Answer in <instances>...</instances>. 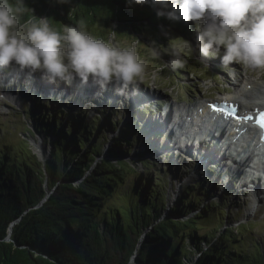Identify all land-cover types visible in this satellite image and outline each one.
<instances>
[{
    "label": "trees",
    "instance_id": "obj_1",
    "mask_svg": "<svg viewBox=\"0 0 264 264\" xmlns=\"http://www.w3.org/2000/svg\"><path fill=\"white\" fill-rule=\"evenodd\" d=\"M24 3L22 22L46 17L58 31L77 26L81 19L86 29L99 23L109 35L126 34L128 39L135 37L136 45H151L161 58L173 50L164 32L183 40L197 36L193 21L158 16L161 6H153L151 0L131 5L129 0ZM31 99L42 103L39 95ZM55 105L72 108L53 97L39 114L35 107L24 109L35 128L28 130L30 136L44 131L47 144L54 137L44 162L27 140L14 147L5 143L7 124L0 122V264H264L260 244L243 232L237 235L236 228H226L221 236L200 234L201 222L219 220L214 226L219 231L225 219L212 205L198 210L203 197L195 194V186L170 204L161 190L159 171L153 178L147 164L137 174L125 159L130 146L126 149L116 140L105 153V135L97 128L102 115L105 125L111 119L107 107L90 117L74 112L76 116L66 121L63 107ZM126 132L132 133L128 128ZM121 188L127 204L109 206ZM243 226L252 233L251 226Z\"/></svg>",
    "mask_w": 264,
    "mask_h": 264
},
{
    "label": "rangeland",
    "instance_id": "obj_2",
    "mask_svg": "<svg viewBox=\"0 0 264 264\" xmlns=\"http://www.w3.org/2000/svg\"><path fill=\"white\" fill-rule=\"evenodd\" d=\"M193 24L195 25V22ZM86 30L97 38L107 40L110 36L107 33L110 30L102 29L99 23ZM164 34L167 35V39L172 43H169L168 46L175 45L179 48L184 42L177 35L167 32H164ZM191 36V39L185 40L192 45V50L191 52L181 53L178 56L184 62V67L177 69H172L169 66L171 60L175 58L172 52L170 53L171 56L161 58L151 45H136L137 52L139 56H143H140V58L145 63V79L137 86L129 87L132 89L133 102L124 101L119 96L118 91H125V93L129 94L128 88L122 89L119 87L117 89V86L113 84H109L106 89H102L89 81L91 84L86 89V87H79L82 83L76 80L74 82L76 87L74 93L75 89L69 88L70 86L65 83H50L42 79L39 73H33L35 75L34 79L30 78L27 81L25 77L20 76L18 73L14 74L15 72L13 71L16 67L14 64L6 66L10 69L9 72L14 74L12 75L13 82H11V74L9 72L5 74L3 71L4 67H0V122L7 124L5 127L7 133L4 132L2 140L12 147L18 146L22 139L27 140V144L31 146L33 152L37 153L39 158L45 161L46 156H49L54 137L51 135L47 144L44 131H35V136H30L28 130H34L35 128L31 123V118L27 117L28 115L24 109L27 107L33 109L35 107L39 114L45 110V103H49L54 97L56 103L72 106L69 109L66 106L55 105L56 108L63 107L62 111L63 113L65 112V120L67 121L74 117V112H83L87 117L96 115L97 111L95 108L98 107L96 104L101 103L99 101H103L107 105L106 115L111 118L106 121L108 124L105 125L106 123L103 120H105L106 116L102 115L103 120L98 123L97 128L100 135H105L106 144L104 142L103 148L105 153L108 152L110 145L116 140H122L126 149L128 146L131 147L130 155H126L125 159L136 169L137 174L145 171L144 167L147 164L152 167L150 172L153 174V178L156 176L155 173L159 171L160 179L164 184L161 190L163 189V192L166 193L165 198L170 204L175 203L179 194L186 192L190 186H195V194L199 192V195L203 197L200 200L201 205L198 210L202 209L204 204H207L212 205L214 212L224 214V226L220 227L219 231H214V226H218L219 220L216 222L213 219V222L212 220H208L207 223L205 221L201 222L200 234L209 231L221 236L224 235L226 228L233 227L237 229V235L241 232L245 233L246 236L250 235L253 243L260 244L264 250V198L261 199L264 190L262 189V193H259L261 195V197L258 196L261 199L260 201L252 193L251 187L244 189L246 190L244 192L241 188L242 179L236 181L235 178H231L230 174L235 171H229L228 174L225 172L223 176L217 177L219 169L222 168L219 162H214L213 159L211 161L205 160L202 158L205 155H198L196 152L187 154L184 147L180 148V143H175L178 141L175 137L164 134L167 128H165V124V129L161 130L160 134L153 139L151 134L155 135V132L151 131L154 126L151 124L147 126V122L151 117L153 121L160 120V114L165 116L168 105L176 107L197 102H212L214 99L236 93L234 85L241 84L242 82L240 81L244 76H248L247 73L254 75L235 62L223 65L221 59H217V57L212 61H205L203 57L199 56V49L195 44L196 41L193 35ZM134 39L135 37L128 39L126 34L113 35V43L121 48L130 47L133 43L136 44V42H133ZM154 52L156 53L155 55L153 54ZM219 55H223V50H221ZM259 80H264V76H261ZM91 85L94 91L89 94L92 88ZM78 87L83 91H80ZM72 88H74L73 84ZM62 90L64 91L62 92ZM149 91L150 93H157V96H151ZM144 94H147V100L152 99L154 101L153 105L141 102L146 101ZM36 95L40 96V102H42L40 105L30 98ZM82 96H85L86 99ZM71 103H76L78 105L77 108ZM136 103L139 104L136 105ZM156 105H158L157 109ZM52 110V112H55V109ZM23 112L26 113L27 118L23 115ZM27 112L29 113V111ZM166 123L168 125V122ZM130 126L134 130L131 134H127L126 128L130 130ZM34 139L36 143H39V151L33 144ZM102 139L104 138L102 137ZM208 152L209 147L206 151L207 156L209 155ZM200 160L207 164L204 163V166L195 169L196 163H201ZM252 165H254V159L251 163ZM248 183L247 185L250 186L251 182ZM122 194L123 189L121 188L111 197L109 206L115 208L122 203L127 204ZM243 225L251 226L252 233L247 228L245 229ZM246 243L247 246L251 245L249 242ZM257 252L258 250L255 249V253Z\"/></svg>",
    "mask_w": 264,
    "mask_h": 264
},
{
    "label": "clouds",
    "instance_id": "obj_3",
    "mask_svg": "<svg viewBox=\"0 0 264 264\" xmlns=\"http://www.w3.org/2000/svg\"><path fill=\"white\" fill-rule=\"evenodd\" d=\"M132 3L149 0H129ZM151 4L161 6L158 16L195 22L200 57L215 58L223 50V65L235 62L255 79L264 76V0H151ZM26 11L24 0H0L1 67L14 64L21 71L39 73L50 83L68 86L79 80L102 89L109 84L127 89L144 81L145 63L135 43L121 48L113 43L114 34L107 40L94 37L83 19L77 26L65 25L62 31L55 30L46 17L22 22ZM172 49L175 58L169 66L183 68L178 56L191 52L192 45L184 40ZM257 103H264V98Z\"/></svg>",
    "mask_w": 264,
    "mask_h": 264
},
{
    "label": "bare ground",
    "instance_id": "obj_4",
    "mask_svg": "<svg viewBox=\"0 0 264 264\" xmlns=\"http://www.w3.org/2000/svg\"><path fill=\"white\" fill-rule=\"evenodd\" d=\"M18 74L25 77L23 74ZM247 75L248 76H244L240 81L242 82L241 84L239 83L238 85H234L236 93H233L227 97H222L237 103L245 114L252 113L264 107V103H257L258 99L264 98V80L255 79L254 75L252 74L247 73ZM30 78L34 79V76ZM73 86L74 88H72V85L69 88L75 89V93L76 87L74 82ZM118 88L119 86H117V89ZM128 90L129 94L125 93V91H118V93L120 94L119 96H121L122 100L124 101L128 100L130 102H133V94L131 93L132 89L128 88ZM63 91L64 90H62V92ZM93 91L94 88L92 87L89 94H92ZM150 94L151 96H157V93ZM146 95L147 94H144V98L146 99V101L144 100L141 102H148ZM82 97L86 99L85 96ZM71 104L77 105L76 103ZM137 104L139 103H136V105ZM210 104V102H197L190 105H179L176 107L168 105L165 116H162L160 114V120L152 121L151 117V120L149 119L147 122V126H150V124L154 126L152 127L151 132H155V135L151 134L152 139L155 138L156 135L160 134L161 130L167 127L164 134L166 133L168 136L172 135V137H175L178 140L175 143H180V148L184 147L187 151V154H193L194 152H196V154L198 155H205V157H202L205 160L211 161L213 159L214 162H219L220 165H222V168L219 169L217 177L223 176L225 172L226 174H228L229 171L233 170L235 172L230 174V176L233 179L235 178L236 181L242 179L243 183L241 184V188L243 190L251 187L252 193H254L256 197H261L259 193H262V189L264 190V168L255 166L257 165L256 160L254 167L251 166L253 159H256V151L259 150V147L256 146V143L253 144L248 142L247 139H244L241 145L236 146L234 142L230 140L231 136L236 137V135H239L240 133H242L241 136L244 137L252 135L253 132L250 130H252L253 128L249 126V130V127L247 126L238 125H235L233 128H229V121H225L222 117L219 116H214V118L208 119V107L210 106ZM176 113L178 117L175 118L174 114ZM198 116H200L201 118ZM166 122H168V125ZM200 129L205 131L208 130L209 132L204 134V136L199 141L196 139V134H194V136H192L191 134L187 135V132L189 131H199ZM33 144L39 151V143H36V141L34 140ZM211 146H213V148H211ZM208 147L209 155L207 156L206 151ZM200 161L203 164L196 163L195 169L204 166V163H206L203 160ZM248 182H251L250 186L247 185L249 184ZM245 191L246 190H244V192ZM262 195L263 196L261 197V199L264 198V193ZM260 197H258V200L261 201Z\"/></svg>",
    "mask_w": 264,
    "mask_h": 264
},
{
    "label": "snow or ice",
    "instance_id": "obj_5",
    "mask_svg": "<svg viewBox=\"0 0 264 264\" xmlns=\"http://www.w3.org/2000/svg\"><path fill=\"white\" fill-rule=\"evenodd\" d=\"M248 117H245L247 119ZM258 123L261 124V126H264V113H261V119L258 121Z\"/></svg>",
    "mask_w": 264,
    "mask_h": 264
},
{
    "label": "water",
    "instance_id": "obj_6",
    "mask_svg": "<svg viewBox=\"0 0 264 264\" xmlns=\"http://www.w3.org/2000/svg\"><path fill=\"white\" fill-rule=\"evenodd\" d=\"M52 142H53V140H52ZM52 144V143H51ZM42 161L44 162V159H42Z\"/></svg>",
    "mask_w": 264,
    "mask_h": 264
}]
</instances>
